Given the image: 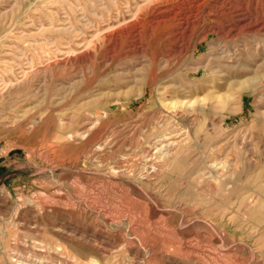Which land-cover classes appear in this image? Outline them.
<instances>
[{"label":"rangeland","instance_id":"1","mask_svg":"<svg viewBox=\"0 0 264 264\" xmlns=\"http://www.w3.org/2000/svg\"><path fill=\"white\" fill-rule=\"evenodd\" d=\"M263 57L264 0H0V264H264Z\"/></svg>","mask_w":264,"mask_h":264},{"label":"bare ground","instance_id":"2","mask_svg":"<svg viewBox=\"0 0 264 264\" xmlns=\"http://www.w3.org/2000/svg\"><path fill=\"white\" fill-rule=\"evenodd\" d=\"M223 1V0H222ZM228 1V0H227ZM225 2V1H224ZM223 3V2H222ZM190 5V4H189ZM236 6V5H235ZM242 8V7H241ZM220 11V10H219ZM192 12V11H191ZM236 13H239V22L240 23H244L246 20H247V18L245 17V13L243 14V13H240V11L239 12H236ZM193 14V13H192ZM233 14V13H232ZM220 15V14H219ZM251 15V14H250ZM254 15V14H253ZM260 15V14H259ZM219 19V18H218ZM231 19V18H230ZM141 20V19H140ZM204 22V21H203ZM119 23V22H118ZM218 24V23H217ZM229 29V28H228ZM234 31V30H233ZM187 33V32H186ZM98 35V34H97ZM74 51V50H73ZM257 52V51H256ZM264 58V57H263ZM237 63V62H236ZM230 64V63H229ZM206 67V66H205ZM235 79V78H234ZM238 79V78H237ZM231 81V80H230ZM234 81V80H233ZM238 82H236V84H237ZM229 84V83H228ZM230 84H231V82H230ZM240 84V87H242V92L244 91V89H245V87H244V85H245V81H241V83H239ZM247 87V86H246ZM230 90H232V89H230ZM241 92V93H242ZM184 93H186V92H184ZM228 93V92H227ZM238 93H240V92H238ZM214 94V93H213ZM213 94L212 95H210L211 97L213 96ZM242 95V94H241ZM208 96V95H207ZM194 97V96H193ZM192 97V98H193ZM207 98H209V97H207ZM193 100V99H192ZM191 101V100H190ZM235 101V100H234ZM236 102V101H235ZM235 102H233V103H235ZM198 103V102H197ZM227 104V103H226ZM194 109V108H193ZM259 111V110H258ZM163 147V146H162ZM168 151V150H167ZM170 152V151H169Z\"/></svg>","mask_w":264,"mask_h":264}]
</instances>
